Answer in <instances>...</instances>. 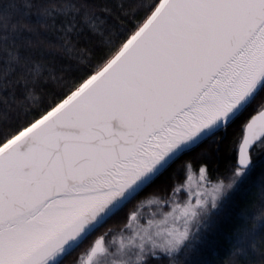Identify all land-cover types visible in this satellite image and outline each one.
<instances>
[{
  "label": "snow or ice",
  "instance_id": "6c2138e0",
  "mask_svg": "<svg viewBox=\"0 0 264 264\" xmlns=\"http://www.w3.org/2000/svg\"><path fill=\"white\" fill-rule=\"evenodd\" d=\"M20 7L0 0V264H64L121 213L79 264H188L264 139V0H150L128 21L123 0L107 16L26 0L25 22ZM41 28L56 41L18 42ZM258 96L232 178L213 182L210 153Z\"/></svg>",
  "mask_w": 264,
  "mask_h": 264
},
{
  "label": "trees",
  "instance_id": "16d2710c",
  "mask_svg": "<svg viewBox=\"0 0 264 264\" xmlns=\"http://www.w3.org/2000/svg\"><path fill=\"white\" fill-rule=\"evenodd\" d=\"M26 0H18L21 5L20 10L14 13V18H18L21 22L35 19L37 9L35 7L25 8L23 4ZM28 3L36 4L38 0H27ZM39 2L63 3L64 0H39ZM93 5L95 12L100 16H107V13L102 9L107 6L116 10L118 0H87ZM150 0H123L124 8L128 12L127 16H122L126 21L130 20L133 11L139 16H143L144 11L142 6L147 5ZM27 13V15H25ZM39 35L25 32L22 37L18 38V42L26 39H31L34 43H39L41 40L56 41V33L46 28L38 30ZM81 41V46L84 45ZM40 47L47 48V44H40ZM93 50V59L99 55L100 49L96 46L95 41L90 45ZM52 57L59 60V54L55 49H51ZM49 88L54 86L49 85ZM264 95V94H262ZM44 96L47 98L48 90H44ZM260 97L255 101L244 113L229 126L227 132L223 133V138L219 143V150L210 153L211 159V175L210 179L213 182L223 180L228 183L232 178L236 155L239 142L243 135V124L256 112L262 108L258 105ZM253 168L249 178L239 186L234 187L229 191L225 200L221 204V211L214 212L213 226L205 231L201 229V234L205 236V243L199 246V250L193 253L188 264H262L264 262V139L256 142L252 148ZM179 164V161L177 162ZM166 192L165 185L158 182L153 188H149L143 196L160 195L163 196ZM183 198V197H182ZM129 208L132 206L129 205ZM127 211V209L125 210ZM145 213L148 208L143 209ZM124 214L121 213L117 217L108 220L104 225L89 236L74 252L65 258L64 264H79L81 256L85 253L95 236L106 232L109 228L116 230L123 223ZM238 233H248L254 237L249 239L243 253H237L234 250L236 237ZM113 233L108 234V239H111ZM255 244V248L252 245ZM86 259V257H85ZM182 261L185 259L181 254L179 257Z\"/></svg>",
  "mask_w": 264,
  "mask_h": 264
},
{
  "label": "water",
  "instance_id": "95a60500",
  "mask_svg": "<svg viewBox=\"0 0 264 264\" xmlns=\"http://www.w3.org/2000/svg\"><path fill=\"white\" fill-rule=\"evenodd\" d=\"M261 110H262V109H261ZM261 110H260V111H261ZM260 111H258V112H260ZM258 112H257V113H258ZM257 113H255L254 115H257ZM254 115H252V116H254ZM252 116H251V117H252ZM251 117H250V118H251ZM250 118H249V119H250ZM243 134H244V133H243ZM242 138H243V136H242ZM258 141H259V140H258Z\"/></svg>",
  "mask_w": 264,
  "mask_h": 264
},
{
  "label": "rangeland",
  "instance_id": "374dc122",
  "mask_svg": "<svg viewBox=\"0 0 264 264\" xmlns=\"http://www.w3.org/2000/svg\"><path fill=\"white\" fill-rule=\"evenodd\" d=\"M218 181V180H217Z\"/></svg>",
  "mask_w": 264,
  "mask_h": 264
}]
</instances>
